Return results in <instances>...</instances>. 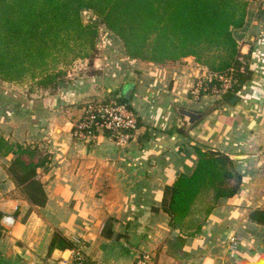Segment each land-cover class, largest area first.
Listing matches in <instances>:
<instances>
[{"label": "crops", "instance_id": "1", "mask_svg": "<svg viewBox=\"0 0 264 264\" xmlns=\"http://www.w3.org/2000/svg\"><path fill=\"white\" fill-rule=\"evenodd\" d=\"M262 11L264 0H249L245 24L234 31L252 70L236 103L193 94L199 78L209 75L193 57L165 63L130 58L112 32L100 39L97 72L55 94L30 99L0 87V132L50 154L38 169L44 206L31 202L10 175L15 155L0 158V224L7 215L14 219L9 230L0 227V264H82L74 261L73 249L49 253L56 230L99 264H264V226L249 218L264 205ZM121 91L138 116L129 141L119 145L102 132L78 137L84 104ZM180 107L205 116L188 127ZM196 145L227 152L243 182L189 236L171 229L169 214L153 207L161 206L167 185L193 172ZM232 237L240 239L236 251Z\"/></svg>", "mask_w": 264, "mask_h": 264}, {"label": "trees", "instance_id": "2", "mask_svg": "<svg viewBox=\"0 0 264 264\" xmlns=\"http://www.w3.org/2000/svg\"><path fill=\"white\" fill-rule=\"evenodd\" d=\"M248 4L249 0H0V81L25 88L22 96L33 99L45 96L41 91L57 92L64 80L60 62L89 59L93 67L99 26L85 21V12H91L120 38L130 58L165 63L193 57L211 75L208 89L219 84L218 76L231 74V86L216 103L231 102L252 77L249 57L234 35L245 24ZM114 99L128 104L123 92ZM195 149L193 172L167 185L161 206L153 207L169 214L171 229L189 236L199 233L219 200L234 196L243 182V173L227 152L200 145ZM10 154L15 155L8 167L13 180L31 202L44 206L47 192L38 169L47 166L50 154L39 144L17 142L0 132V158ZM249 218L264 226V205L252 209ZM178 238L184 242L182 235ZM55 249H73L76 263L99 264L59 230L49 253Z\"/></svg>", "mask_w": 264, "mask_h": 264}, {"label": "built area", "instance_id": "3", "mask_svg": "<svg viewBox=\"0 0 264 264\" xmlns=\"http://www.w3.org/2000/svg\"><path fill=\"white\" fill-rule=\"evenodd\" d=\"M224 75H220V78L224 80V88L228 89L229 82H231L229 77L231 74ZM198 82L193 88V94L208 93L207 86L204 83L201 85ZM210 94L219 98L222 96L221 92H217L216 90H213ZM137 127V113L127 103L96 97L84 104L82 114L75 124V134L82 139H86L95 132H102L114 139L119 145H125ZM13 223V216L7 215L4 217L1 228L5 231L9 230ZM239 244L240 239L238 237L231 238L230 248L233 251H236ZM143 263L144 260H141L138 264Z\"/></svg>", "mask_w": 264, "mask_h": 264}, {"label": "rangeland", "instance_id": "4", "mask_svg": "<svg viewBox=\"0 0 264 264\" xmlns=\"http://www.w3.org/2000/svg\"><path fill=\"white\" fill-rule=\"evenodd\" d=\"M84 17H85V21L98 23V26H99V37H98L97 42H96V44H97V55L93 58V62H94L93 64L95 66V61H96L98 54H99V51H100L99 50V46L101 45L100 39H102V38L104 39V37H106L108 35V33L111 31L106 26V24L99 22V18L97 16L93 15L91 12H85ZM94 66L91 67V64H89V59H82V58H76L73 61H71V63H69V64H65L63 62H60L59 63V69H61L64 72V80L59 83L57 92H59V90H60V88H62L63 84H71L72 82L79 80L82 76H84L86 74L96 73L97 71L94 69ZM222 75H224V74H222ZM229 77L231 79V75ZM210 78H211V75L203 76V77L199 78V82L201 85H203V83H204L207 86V92L209 94L212 93L213 90L214 91L216 90L217 92H221V94L223 96L227 90L224 88V80H222L220 78V76H218L219 84L217 82L216 84H214V86H212L213 89H208L207 83L209 82ZM7 83H2V81H0V87H2V88L7 87V89L9 91L16 93V94H21V95L24 94L25 88H23V87L21 88L19 85L9 84V83L7 84ZM229 84H230L229 85V87H230L231 82H229ZM43 92H44V95H50L49 91H41L40 94H43ZM35 96H40V95L34 94V97ZM100 98L104 99V100H112L111 97H108V98L100 97ZM114 100H116V99H114ZM76 252H78V251H76Z\"/></svg>", "mask_w": 264, "mask_h": 264}, {"label": "water", "instance_id": "5", "mask_svg": "<svg viewBox=\"0 0 264 264\" xmlns=\"http://www.w3.org/2000/svg\"><path fill=\"white\" fill-rule=\"evenodd\" d=\"M236 100H237V97H234L231 102H235ZM178 112L186 118L188 122V127L199 122L205 116V112L196 111V110L189 109L186 107H180L178 109Z\"/></svg>", "mask_w": 264, "mask_h": 264}]
</instances>
